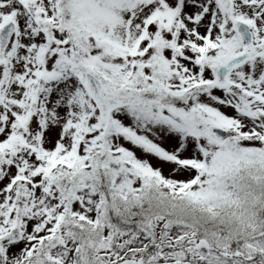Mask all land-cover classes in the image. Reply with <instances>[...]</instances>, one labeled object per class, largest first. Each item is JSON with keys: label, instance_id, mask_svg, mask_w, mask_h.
I'll use <instances>...</instances> for the list:
<instances>
[{"label": "snow or ice", "instance_id": "snow-or-ice-1", "mask_svg": "<svg viewBox=\"0 0 264 264\" xmlns=\"http://www.w3.org/2000/svg\"><path fill=\"white\" fill-rule=\"evenodd\" d=\"M0 264H264V0H0Z\"/></svg>", "mask_w": 264, "mask_h": 264}]
</instances>
